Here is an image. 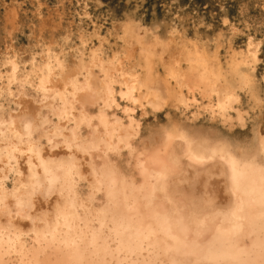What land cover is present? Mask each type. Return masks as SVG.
<instances>
[{
  "label": "bare ground",
  "instance_id": "6f19581e",
  "mask_svg": "<svg viewBox=\"0 0 264 264\" xmlns=\"http://www.w3.org/2000/svg\"><path fill=\"white\" fill-rule=\"evenodd\" d=\"M154 53L169 73L187 61L190 82L167 88L99 60V74L62 71L52 102L48 62L38 93L18 76V111L0 105V264H264V119L247 146L189 131L194 111L148 139L141 118L170 98L186 112L213 92L243 119L232 87L193 83L202 51Z\"/></svg>",
  "mask_w": 264,
  "mask_h": 264
},
{
  "label": "rangeland",
  "instance_id": "374dc122",
  "mask_svg": "<svg viewBox=\"0 0 264 264\" xmlns=\"http://www.w3.org/2000/svg\"><path fill=\"white\" fill-rule=\"evenodd\" d=\"M156 51L178 55L202 51L207 72L202 71V82L193 83L232 87L243 119L219 105L213 92L204 97L196 94L197 102L190 103L186 112L182 104L173 107L170 98L160 111L147 107L148 118H141L148 139L160 133L171 114L184 121L194 111L187 124H196L189 131L197 128L232 143L238 137L236 142L243 140L244 146L252 142L264 119V0H0V105L18 111V76L31 95L38 93L37 75L46 62L55 71L50 82L52 102L58 101L52 96L61 90L62 83L55 78L62 71L88 67L99 74V60L113 74L132 69L143 82L152 72L167 88L190 82L187 61H180L184 73H169L157 61ZM12 71L15 80L9 76Z\"/></svg>",
  "mask_w": 264,
  "mask_h": 264
}]
</instances>
